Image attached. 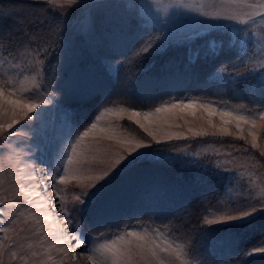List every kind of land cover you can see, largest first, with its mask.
Segmentation results:
<instances>
[{
  "label": "trees",
  "instance_id": "16d2710c",
  "mask_svg": "<svg viewBox=\"0 0 264 264\" xmlns=\"http://www.w3.org/2000/svg\"><path fill=\"white\" fill-rule=\"evenodd\" d=\"M0 53L11 60L28 50L43 52V93L71 113L74 135L84 131L107 106L152 110L165 101L202 100L259 111L264 88L253 77L220 82L213 75L233 72L241 53L230 45L228 31H212L218 51L208 54L204 40L194 38L138 55L162 32L147 24L124 0L100 1L89 10L90 23L75 29L46 3L0 0ZM11 54V55H9ZM198 54L199 59L193 61ZM116 66L111 73L106 64ZM124 128L139 138L135 124ZM213 141H233L228 138ZM183 142L153 146L168 148ZM231 181L204 164L181 159L135 160L105 181L80 211L82 228L92 236L133 226L166 229L181 240L198 264H264V254L245 253L264 240V215L238 229L206 226L204 217L222 202Z\"/></svg>",
  "mask_w": 264,
  "mask_h": 264
},
{
  "label": "rangeland",
  "instance_id": "374dc122",
  "mask_svg": "<svg viewBox=\"0 0 264 264\" xmlns=\"http://www.w3.org/2000/svg\"><path fill=\"white\" fill-rule=\"evenodd\" d=\"M27 1L46 3L45 0ZM100 1L108 0H77L75 5L65 8H55L49 6L47 3L46 4L59 17L71 24L75 29L83 30L90 23L89 10L91 6ZM124 2L130 7H136L139 13L148 19V23L152 27H159L156 23L157 20H160L158 15H160V9L164 5L161 3L158 5L155 0H124ZM171 10L172 8H169L167 11L168 15L171 14ZM242 28L243 26H240V28L230 26V29L220 28L221 30L229 32L231 35L230 45L232 44L239 49L241 58L237 64V67L239 68L238 70L233 72L220 70L217 72L222 74L227 79L223 78L219 74L217 75V73L213 75V79L224 83L228 82L227 80H241L240 77L242 75L246 78L253 77L256 80L257 85L264 88V67L260 66L261 63H264V59H262V57H264V51H262L264 39H261L259 36L253 37L252 32L256 31V29H250L248 26L243 28L245 29L244 31H237V29ZM162 33V38L149 42L153 44V49L144 54L161 52L170 44L187 41L194 38L197 34H202L204 32H189L187 34L186 31L184 32L180 29L169 27L168 30H164ZM216 44L218 45L217 42ZM35 53H37L36 50H28L18 59L13 60V62L21 63L26 69L24 74L31 75L34 72V61L36 59L43 61V52H40L39 56H36ZM0 57H3L1 53ZM241 61H243V63H241ZM106 66L111 73H115L116 66H113L108 62ZM43 69L44 61L41 69L42 74ZM38 92L41 98L50 99L52 103L42 105L35 113H32L31 115L34 117L33 120H24L15 125L14 129L10 131H16L18 133L17 135L12 136L8 133L0 132V198L5 201L4 204H0V228L9 229L8 233L0 232V264H41V262H43V264H53L52 261L47 260L46 256L43 255L44 248L41 247V243L47 247L48 244L56 243L57 239H63L64 236H67L71 241L73 229L81 232L84 237L89 240V243L94 241L99 236H92L87 233L82 228L80 223V211L88 204L94 195L84 197V204L73 202L72 196L85 191H93L96 194L101 185L114 173L120 171L129 163L138 160L133 159L135 153H133V156H128L127 153V149L134 146V144H120L116 140H108L106 138L102 139L104 134L99 132L90 134L89 137H86L84 142L80 145V149L85 152L86 158L90 159L95 156L97 161H103L104 163H97L91 171L80 173L79 175L81 178L79 180H71L67 182V184L57 183V188L64 190L62 195L65 196L67 200L65 207L69 211L67 217H65L59 211L60 203L56 194L52 191V184L59 179V175L63 174V165L67 163V157L71 154V144L75 143L77 137L83 131L74 135L70 111L54 98L43 93V75L41 87ZM215 105L221 108H238L220 104ZM106 108H125L133 110L123 106H107L101 109L96 116H98ZM154 110L155 108L145 111ZM262 110L251 112L252 114L257 115L258 126L253 129V131L258 135L257 143L260 144L261 147H264V121H260L258 119V113ZM127 115L128 113L126 112L120 119L115 117H110L108 119H110L114 125L118 124L120 126L118 129L121 133L119 139H124L126 137L134 142L151 144V148L140 149L141 152L149 153V155L141 157L140 159L146 158L159 161L181 159L188 162L203 163L206 169L214 173L225 175L227 179L231 181L232 184L228 189L226 198L216 207L224 208L233 202L242 204L245 197L253 194L255 191H259L260 187H264V156L260 155L259 149H252L250 143H246L245 140L235 139L231 136L220 137L207 135L194 137L193 134L188 131L189 128L199 129L201 124H204V121L199 118L201 116L199 111H197L196 116L189 114L188 111L183 113L177 112L175 119L169 117L166 122L164 120H160L150 125L151 130L154 131L157 139L162 141L161 143H156L153 138L148 136L147 133L144 132L143 129H141L134 121H129L127 119ZM168 115L169 114L165 113L161 114V116ZM5 119H7V117H0V122H4ZM213 120L215 123H219L218 119L215 117H213ZM94 121L95 119L93 122ZM185 121H187V123H185ZM124 122H130L138 126L146 134L149 141L139 138L126 130V128H124ZM143 122L144 121L141 118V123ZM106 123L107 120L101 121V126H104ZM204 127H207V125L204 124ZM229 127L231 131H236V129L231 125H229ZM244 127V135L247 137V140L250 141L251 138L247 136L248 126L245 125ZM209 131L212 130L210 129ZM169 133H180L182 135L180 138L167 140L165 137ZM221 138H228L233 141L210 140ZM97 140L100 141L99 144H96ZM177 141L183 142V144H178L168 148L153 149V146L158 144ZM97 148H99L100 151H96ZM155 152L162 153L165 156L153 157L152 153ZM119 155L128 156V159L122 162L121 165H118L117 168L113 170V174H110V176L105 178V180L97 182L95 189H88L87 185L92 183V181L85 179V177L102 175L103 170L118 159ZM84 167H87V165H84ZM240 173H250L251 175L241 176ZM29 177L34 178L29 179ZM41 180H43V184H41ZM252 181L256 182L257 187L250 192ZM37 185H39V187H36ZM21 187L29 192L35 188V191L40 192L41 195L45 197V201H50L51 203H48L46 208L34 207L32 203H28L29 200L34 203L39 202L41 204L45 203V201H41L40 197L35 195L25 196L24 192L20 191ZM17 204L20 205L19 208L16 207ZM52 204H56L55 210L52 209ZM216 207L211 209L207 214L209 219L212 218V211ZM25 209L28 211H25ZM48 211H52L55 220L48 221L40 218L41 213L46 215ZM21 212H24V216L19 215ZM29 212L33 214L36 219H40V225H43L42 231H35L36 228L40 227V225L35 223V219H28L27 222H25V217L29 215ZM67 219H71L73 223L66 226L64 221ZM56 223H58L59 226L57 228H53L52 224ZM205 225L222 226L219 224ZM145 228H155L166 232L171 239L183 243L181 240L172 236L168 230L153 226H133L117 233L103 234V236L105 239H111L123 232L133 230L140 231ZM61 230L63 235L55 237L51 236L52 232L60 233ZM44 231L49 232L50 235L41 241L40 237L43 235ZM5 236L8 238L5 239ZM29 244H31V248L28 247ZM74 245L75 241H71L68 246L73 247V250L77 253L75 261H73L72 253L70 252L68 257L65 258L63 264H90L85 256L79 255L83 249L76 248ZM21 246L23 247L21 248ZM59 247H62V245L57 244V248ZM11 251H15L17 253L16 259L11 258ZM32 252H37L41 255L33 257L31 255ZM21 255L25 256L26 260H20L19 257ZM51 255L57 257L62 256L63 254L57 253L56 250L53 249L51 251ZM188 257L191 264H198L190 257L189 252Z\"/></svg>",
  "mask_w": 264,
  "mask_h": 264
},
{
  "label": "snow or ice",
  "instance_id": "6c2138e0",
  "mask_svg": "<svg viewBox=\"0 0 264 264\" xmlns=\"http://www.w3.org/2000/svg\"><path fill=\"white\" fill-rule=\"evenodd\" d=\"M45 2L55 8H65L75 5L77 0H45ZM159 5L160 0H155ZM169 8L183 10L190 13H195L201 19L198 21L205 28L215 31L217 29L226 27L217 23H208V21H228L238 25L248 26L250 29H256L252 32V36H259L264 39V0H168V3L160 10L167 12ZM248 10V11H246ZM2 17V13H0ZM257 17L260 19L257 20ZM245 29H237V31H244ZM212 31L207 36H201L197 34L194 39L204 40L208 47V54L214 55L218 51L217 44L212 37ZM153 49V44L148 43L144 46L138 55L149 52ZM264 51V46H262ZM11 55V54H9ZM39 56L40 53H35ZM198 54L193 56V61L198 60ZM264 59V57H262ZM243 63V61H241ZM42 66L43 61L36 59L34 61V72L31 75L24 74L26 69L21 63L13 62L8 57H0V117H7L4 122H0V132L8 133L15 136L18 133L16 131H10L14 129V126L21 121L34 119L32 113H35L42 105L51 104L50 99L41 98L38 90L41 87L42 82ZM261 67H264V63H261ZM18 70V71H17ZM222 74L217 73V75ZM241 79H246L241 75ZM228 83H232L231 80H227ZM188 111L189 114L196 116L197 111L201 113L199 117L204 124H201L199 129L189 128L188 131L193 134L194 137H202L207 135L227 137L231 136L235 139L245 140L246 143L251 144L252 149H259L260 155L264 156V147H261L257 143L258 135L253 131L257 125V115L252 114L251 110L245 109L243 105H239L237 109L221 108L213 104L212 102L190 99L187 101L180 100L174 102L165 101L161 106L155 108L154 111H135L125 108H106L98 116L90 126L83 131L76 139L75 143L71 144V154L67 157V163L63 165V174L59 175V179L52 184V191L56 194L60 208L59 211L67 217L68 209L65 207L67 202L66 197L62 195L63 189L57 188V183L67 184L71 180H79L80 173L85 171H91L97 163H104L103 161H97L95 156L86 158L85 152L80 149V145L84 142L86 137L90 134L97 132L104 134L103 138L108 140H116L120 144L133 145L127 149L128 156H135L133 159H140L141 157L149 155L147 152H141L140 149L151 148V144L143 142H134L126 137L119 139L121 133L118 131L119 125H114L108 118L115 117L120 119L124 113H128L127 119L134 121L139 125L148 136H151L156 143L162 141L157 139L150 125L160 120L165 122L171 117L176 118L177 112L183 113ZM162 113L169 114L168 116H161ZM247 113V114H246ZM213 117L218 119L219 123H215ZM141 118L143 123H141ZM182 118V117H181ZM258 119L264 121V110L258 113ZM107 120L104 126H101V121ZM187 123V121H185ZM229 125L236 129L235 132L231 131ZM245 125H247V136L250 137V141L245 137ZM212 131H209V130ZM180 133H169L165 139L171 140L173 138H180ZM100 141L97 140L96 144ZM246 150V149H245ZM96 151H100L99 148ZM153 157L165 156L162 153H152ZM128 156L119 155L113 163L108 165L102 175L87 176L85 179L92 181L87 185L88 189H95L97 182L105 180L110 174H113V170L121 165L122 162L128 159ZM87 165V167H84ZM241 176L251 175L250 173H240ZM34 177H29L32 179ZM43 184V180H41ZM36 187H39L37 185ZM257 187L256 182L252 181L250 192ZM21 192H24L25 196H38L41 201H45V197L40 192L35 191V188L31 192L27 191L23 187L20 188ZM95 195L93 191H85L72 196L73 202L84 204V197ZM4 199L0 198V204H4ZM28 203H32L34 207L46 208L50 201H45L41 204L39 202H33L31 200ZM20 207L19 204L16 205ZM52 209H56V204L51 205ZM25 211H28L25 209ZM20 216H24V212L19 213ZM264 215V187H260L259 191H255L253 194L244 198V202H233L227 207H216L212 211V218L204 217V223L207 225H222L220 230L238 229L246 225L252 224L253 221L259 216ZM40 218L43 220L53 221L55 217L52 211H48L47 214H40ZM28 219H35V223L40 225V219H36L33 214L29 212V215L25 217V222ZM65 225H71L73 222L71 219L64 221ZM58 223L52 224L53 228H57ZM43 229V225L36 228V232H40ZM0 232L8 233V228H0ZM49 232L44 231L40 237L41 241L49 237ZM63 235L60 233L52 232L51 236ZM8 237L5 236V239ZM71 241H75L74 247L81 248L83 251L79 255H83L90 262V264H191L188 251L183 243L171 239L166 232L160 231L155 228H145L140 231H127L123 232L114 238L105 239L103 234L97 237L94 241L89 243V240L76 229L72 230ZM67 236L63 239H57L56 243H50L45 247L41 243V247L44 248L43 255L47 260L52 261L53 264H63L68 254L72 253V259L75 261L77 253L73 250V247L68 245L71 242ZM57 244L62 247L57 248ZM23 246H21L22 248ZM31 248V244L28 245ZM55 249L57 253H62V256L54 257L51 255V251ZM254 253H264V241L258 243L257 246L248 250L245 255L251 256ZM11 258L16 259L17 253L15 251L10 252ZM31 255L36 257L41 255L37 252H32ZM20 260H26V257L21 255ZM43 264V262H41Z\"/></svg>",
  "mask_w": 264,
  "mask_h": 264
},
{
  "label": "crops",
  "instance_id": "0c3cea01",
  "mask_svg": "<svg viewBox=\"0 0 264 264\" xmlns=\"http://www.w3.org/2000/svg\"><path fill=\"white\" fill-rule=\"evenodd\" d=\"M252 2H255V0H252ZM160 3L165 6L168 3V0H160ZM246 11H248V10H246ZM141 16H143V15H141ZM143 17L146 19L147 24L150 27H152L148 23V19L145 16H143ZM158 17L160 18V20H157L156 24H158L159 27H157V28L161 32H163L164 30H168L169 27L180 29L184 32L186 31L187 34L189 32H198V31L205 32V31L209 30V29L205 28L203 25H201L200 23H198V21L201 18L198 15H196L195 13H190V12H186L183 10L172 9L171 14L168 15V12H164L161 10L160 15H158ZM259 19L260 18L257 17V20H259ZM208 23H217V24H221V25H226V27H223V28H229V29H230V26H236L237 28H240V26H243V25H238V24H235L233 22H228V21H208ZM152 28H155V27H152ZM157 28H155V29H157ZM243 28H245V26H243ZM162 35H163V33H162Z\"/></svg>",
  "mask_w": 264,
  "mask_h": 264
}]
</instances>
